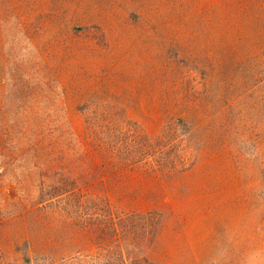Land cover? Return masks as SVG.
<instances>
[{
	"label": "rangeland",
	"instance_id": "1",
	"mask_svg": "<svg viewBox=\"0 0 264 264\" xmlns=\"http://www.w3.org/2000/svg\"><path fill=\"white\" fill-rule=\"evenodd\" d=\"M105 202L154 264H264V0H0V249Z\"/></svg>",
	"mask_w": 264,
	"mask_h": 264
},
{
	"label": "trees",
	"instance_id": "2",
	"mask_svg": "<svg viewBox=\"0 0 264 264\" xmlns=\"http://www.w3.org/2000/svg\"><path fill=\"white\" fill-rule=\"evenodd\" d=\"M102 207L99 218L90 226L85 225V229L94 234V248L66 252L55 247L40 249L34 242L27 241L21 260L11 258L0 249V264H154L146 250L157 240L158 216L116 212L110 202Z\"/></svg>",
	"mask_w": 264,
	"mask_h": 264
}]
</instances>
